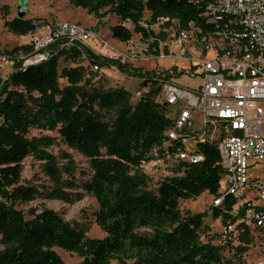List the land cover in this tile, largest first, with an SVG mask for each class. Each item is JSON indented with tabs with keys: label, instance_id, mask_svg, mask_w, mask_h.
Listing matches in <instances>:
<instances>
[{
	"label": "trees",
	"instance_id": "obj_1",
	"mask_svg": "<svg viewBox=\"0 0 264 264\" xmlns=\"http://www.w3.org/2000/svg\"><path fill=\"white\" fill-rule=\"evenodd\" d=\"M69 1L98 22L116 15L118 23L111 26V32L122 42L138 33L145 40L154 38L151 46H157L167 33H156L148 26L162 16L177 18L181 28L190 22L204 25L197 0ZM3 9L7 16L8 7ZM4 25L20 35L36 28L31 19L18 17L6 19ZM33 51V43L16 46L8 53L15 58L13 71L0 78V264H66L55 247L76 253L82 264H232L214 238L203 239L206 213L180 208L181 200L204 191L212 196L219 193L223 169L216 144L199 143L204 159L182 160L177 173L163 178L155 190L149 188V176L141 169L153 149L166 140L173 123L168 106L156 101L160 80L85 45L59 50L42 64L23 66V59L16 55ZM62 57L77 65L59 71ZM84 58L138 77L148 92L133 103L131 92L123 86L95 88L87 69L79 65ZM61 78L66 79L65 85L60 84ZM111 112L114 117L109 119L105 114ZM32 128L58 130L71 147L89 157L94 173L86 188L97 198V221L105 237L87 236L51 209L29 218L18 209V200L34 196L31 187L20 184L23 161L29 155L48 158L42 148L53 143L49 136L29 137ZM235 203L228 198L222 206L212 205L213 217L222 224L235 222L231 214ZM138 228L152 232H138ZM245 236L244 250L252 241L247 229Z\"/></svg>",
	"mask_w": 264,
	"mask_h": 264
},
{
	"label": "built area",
	"instance_id": "obj_2",
	"mask_svg": "<svg viewBox=\"0 0 264 264\" xmlns=\"http://www.w3.org/2000/svg\"><path fill=\"white\" fill-rule=\"evenodd\" d=\"M197 2L202 6L204 25L190 22L181 28L177 18L162 16L147 26L152 30L158 26L168 34L176 28L175 34L168 37L171 41L160 39L157 46H151L154 38L145 40L141 36L145 45L126 42L131 61L143 50L153 54L158 51L159 58H168L164 46L174 48L169 56L175 60L172 68L151 72L161 83L156 101L168 106L173 123L166 140L153 149L141 169L149 176L147 167L171 162L175 174L182 160L204 159L199 143L216 144L223 171L213 205L222 206L226 199L234 198L231 214L237 218L222 224L221 240L230 244L236 238L234 232L247 229L251 245L264 253V181L251 175L255 164L264 163V0ZM47 29V34L33 40V52L16 55L23 59V66L47 62L62 49H82L97 36L93 30L70 21ZM186 43L193 45V51L188 52ZM180 59L190 63L188 70L178 67L176 62ZM4 60L13 70L14 55L7 54ZM91 67L101 76L107 74L108 67ZM183 73L201 80L197 88L177 83ZM148 90L149 87L139 86L138 100ZM175 142L181 144L176 147Z\"/></svg>",
	"mask_w": 264,
	"mask_h": 264
},
{
	"label": "rangeland",
	"instance_id": "obj_3",
	"mask_svg": "<svg viewBox=\"0 0 264 264\" xmlns=\"http://www.w3.org/2000/svg\"><path fill=\"white\" fill-rule=\"evenodd\" d=\"M24 1L27 4L28 15L36 26L35 30L27 35H20L11 32L5 25V20H11L17 15L19 4ZM8 7V15H4L3 7ZM146 18L150 17V12L145 13ZM77 22L82 26L93 30L97 36L91 40L87 47L97 54H103L112 58L120 59L130 67L139 68L142 71L153 72L161 70H170L175 63L170 59L173 46L163 45L168 58H159L150 50H143L138 54L135 61L128 58L126 42L117 40L112 36L111 26L118 23V17L110 14L104 17L100 22L93 14L81 7H76L69 0H0V78L3 80L13 71L6 63L4 57L10 53L16 46L32 43L33 40L47 34V26L60 22ZM131 28L132 26L129 25ZM161 28L154 27L156 33H160ZM176 28L164 40L171 41L168 37L175 34ZM166 40V41H165ZM133 43H144L141 35L134 33L131 39ZM162 41L161 43L164 44ZM129 44V43H128ZM145 45V43L143 44ZM186 49L193 51V45L185 44ZM176 64L180 69L188 70L190 63L187 60H177ZM72 60H66L62 57L59 61V71L64 67L76 66ZM79 65L87 69V77L92 78V85L95 88L109 89L123 86L132 94L131 100L135 103L138 100L137 91L140 86L138 77L129 75L113 66L109 67L107 74L101 76L93 71L91 62L84 58ZM201 80L191 78L183 73L177 83L188 88H197ZM67 83L65 78L60 79V84ZM109 119L114 117V113H106ZM1 122V117H0ZM49 136L53 143L50 147H43L42 150L48 155L46 159H39L35 155H29L23 161L22 179L20 184L25 187H31L34 190V196L31 200H18L16 206L22 210L26 217H31L32 213H40L45 209L56 211L66 221H69L78 229L82 230L87 236L103 238L106 236L97 221V212L99 205L97 198L87 188L94 173V167L91 160L78 149L71 147L61 136L58 130H43L32 128L29 137ZM50 161V162H49ZM172 163L165 162L162 165L149 166L146 171L149 172V188L156 189V185L162 178L172 175ZM253 177H258L264 181V163L255 164V169L251 171ZM213 196L207 191L202 192L198 197L180 201L182 210L188 209L192 213L205 212L206 232L203 235L204 240L214 238V243L224 247V256L231 260L232 264H259L264 261V253L256 246L251 245V241L243 249L245 244V232H234L235 240L230 244L221 240L222 222L214 218L212 214ZM138 232H152L150 228H138ZM0 242V250L2 249ZM62 257L66 264H82V259L74 252H69L63 248H54Z\"/></svg>",
	"mask_w": 264,
	"mask_h": 264
},
{
	"label": "water",
	"instance_id": "obj_4",
	"mask_svg": "<svg viewBox=\"0 0 264 264\" xmlns=\"http://www.w3.org/2000/svg\"><path fill=\"white\" fill-rule=\"evenodd\" d=\"M27 15H28L27 4L24 1H22L19 4L18 8H17V15H16V17H18V18H26Z\"/></svg>",
	"mask_w": 264,
	"mask_h": 264
}]
</instances>
